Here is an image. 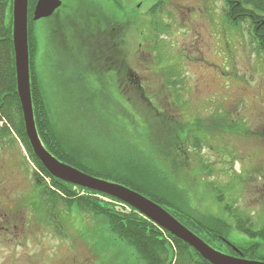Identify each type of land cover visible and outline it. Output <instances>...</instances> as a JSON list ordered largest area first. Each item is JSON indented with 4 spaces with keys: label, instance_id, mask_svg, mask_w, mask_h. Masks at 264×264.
<instances>
[{
    "label": "rangeland",
    "instance_id": "rangeland-1",
    "mask_svg": "<svg viewBox=\"0 0 264 264\" xmlns=\"http://www.w3.org/2000/svg\"><path fill=\"white\" fill-rule=\"evenodd\" d=\"M62 1L65 7L71 6L72 11L86 10L85 0ZM99 1L98 7H111L104 4V0ZM110 1L117 2V9L129 15V24L121 28L120 37L118 32L111 30V20L107 19L97 26L90 48L86 45V49L98 50L99 60H106L101 62L110 70L121 73L125 67L129 68L130 73L123 86L126 87V96L135 92L130 96V102L135 106L143 105L138 96L140 86L147 97L155 99L159 109L166 110L172 121L201 122L205 144L199 142L197 151L191 150L187 158L196 172L211 166L208 169L210 174L206 169L204 184L221 188L224 199L221 207L232 206L230 210L237 212L240 219L241 214L247 215L256 232L245 236L244 232L232 226L233 222L227 221L228 226L223 227H231L223 228L227 236L221 234L225 240L222 243H229L225 249L231 253L234 249L242 252L243 256L244 252H250L256 257L255 261H259L264 258V240L256 237L264 227V55L256 53L255 45L250 43L249 33L246 32L249 23H245L241 31L225 24L221 15L222 0ZM156 1H159V7L153 8L157 5ZM65 7L53 18L34 22V28L39 38L41 60L47 69L44 87L51 92V85H56L60 93L64 130L79 144L81 139L88 140V135L81 138L85 132L74 130L75 121L81 115L78 111L83 109L75 99L87 108V97L91 105L94 99L86 91L89 84L80 80L75 82V61L66 62L65 58L60 60L56 55L57 43L59 48L63 46L62 49L66 50L68 40L66 23L60 16L68 10ZM151 8L154 14L143 15L140 23L134 21L139 12L144 13ZM106 12L109 13L108 10ZM32 18L33 12L29 23ZM73 20L74 17L69 23L70 31L78 28V25L72 24ZM138 24L139 31L135 29ZM49 34L54 35L53 38ZM52 39L54 47L50 49L49 41ZM112 43H118L117 54L110 51ZM153 46L156 51H152ZM75 60L84 62L86 58L81 55L80 60ZM88 65L93 68L91 63ZM166 72H169L168 77ZM121 76L119 74L118 77ZM166 79L171 84H167ZM218 121L224 125L231 123L234 127L242 125L245 134L220 133L221 123ZM140 127L139 146H145L146 142L141 138L144 127ZM100 131L108 140L109 134L101 128ZM15 138L14 135L10 138L0 136V205L11 207L17 222V237L11 254L4 256L7 247L0 246V264H65L72 257L77 264L84 261L86 264H141L134 248L114 239L101 219L78 211L75 206L70 205L71 209H66L61 200L68 198L59 197L58 191L57 197H54L55 203L57 201L55 209H44L48 205L42 203L40 187L34 175L38 174L37 178L42 179L48 192L54 194L56 189L52 181L37 173L23 146ZM208 192L203 188H199L198 192L195 190V203L204 198L199 203L203 217H219L222 215L220 208L215 200L209 198H213V194L208 195ZM84 195L77 192L76 197ZM100 201L103 206L110 204L103 199ZM170 246L174 251L173 245Z\"/></svg>",
    "mask_w": 264,
    "mask_h": 264
},
{
    "label": "trees",
    "instance_id": "trees-1",
    "mask_svg": "<svg viewBox=\"0 0 264 264\" xmlns=\"http://www.w3.org/2000/svg\"><path fill=\"white\" fill-rule=\"evenodd\" d=\"M85 1H87L85 12L82 10L72 11L71 6L63 5L68 10L60 16L66 23L65 31L68 40L65 45L66 50L62 49L63 46L59 48L58 43L56 47V55L60 60L65 58L66 62L75 61L74 64L77 65L73 69L76 75L75 82L78 83L80 80L89 84L86 91L90 92L94 99L93 105H91V100L87 97V108L82 106L80 100L74 98L83 107L78 111L81 115L75 121L74 130L75 132H85L81 138L85 134L88 135L86 136L88 140L81 139V142L77 144L75 138L69 135L66 129L64 130V119L61 117V106L59 105L61 102L60 93L56 90V85H51V92H47L44 87L47 69L44 68L45 64L41 60L39 38L36 28H34L35 23L33 21L29 23V17H32L37 0H28L30 92L35 126L41 144L59 162L94 178L125 186L158 204L212 249L229 256L255 261L256 257H253L250 252L248 254L244 252L243 256L242 252L234 248V253L225 249L229 243L223 245L225 240L221 236V234L227 236L223 228L231 227H227V221L233 222L232 226L244 232L245 236H252L255 231L250 225L247 215L241 214L242 218L240 219L237 212L230 210L232 206L221 207V202L224 200L222 189L204 184V178L207 177L206 169L210 174L208 169L211 166L203 165L206 168H201L199 173L194 171L195 168L187 158L191 150L197 151L199 142L205 144L202 137L204 134L200 130L203 125L200 121H190L189 123L172 121L166 110L159 109L157 103H154L155 99L147 97L140 86L138 96L142 99L143 105L135 106L133 102H130L132 100L130 96L135 92L127 93L126 96V87L123 86V81L130 73L129 68L125 67L121 73L110 70L101 62V60L105 61L103 58L99 60L98 50L95 52L94 48L91 49L92 51L86 49V45L90 48L97 26L107 19L111 20V30L118 32L121 37V28L129 24V15L117 9L119 6L117 2L108 4L109 7L111 6L110 8H102L97 6L99 0ZM104 1L106 2V0ZM146 1L150 3L149 0ZM222 1L221 15L224 23L237 31H241L242 26L249 23L246 32L249 33L250 43L255 45L256 53L260 52L264 55V0ZM158 2L156 1L157 5H153V8L159 7ZM11 7L12 0H0V136L5 135L10 138V135H14L15 139L23 146L37 173H41L44 178L52 181L56 192L54 194L51 191L48 192L46 187L47 197L46 202L44 201L49 210L52 211L56 207L57 201L55 203L54 197H57L58 191L59 197L68 198V200L60 198L66 209L70 210V205L75 206L74 209L87 212L95 219H101L114 239L134 248L141 264H208L187 245L163 232L129 207L106 196L65 184L51 177L42 167L32 153L27 140L19 99L16 94ZM153 8L144 13L139 12L138 18L133 20L140 23L144 16L148 17V15H152V12L154 14ZM87 11L89 13H86ZM88 14L90 15L86 16ZM73 17L72 22L78 25L76 31H70L69 23ZM88 17H92V19L90 20ZM150 25H153L151 21ZM135 29H140L139 24ZM50 34L49 36L53 38L54 35ZM147 40H149V35H147ZM119 42L121 44V39ZM49 43L50 49H52L54 47L53 39ZM83 44L85 45L82 47ZM49 46L46 48L48 49ZM111 46L110 51L117 54L118 43H112ZM153 47L152 51H156L155 46ZM81 55L86 58V61L75 60L76 58L80 60ZM67 56L70 57L67 58ZM90 63L93 68L89 67ZM167 73L169 72H166L168 77ZM119 74L122 76L118 77ZM134 78L136 79V77ZM166 80L167 84H171L169 79ZM59 81L61 82V80ZM167 93L169 94V92ZM72 118L74 119L73 116ZM80 118H82L81 121ZM220 123V133L245 134L242 125L234 127L231 123L229 125ZM140 125L144 127V135L141 138L146 142L145 146H139L141 144L138 136ZM100 128L109 134L108 140L100 134L102 133ZM204 129L206 128H202V130ZM37 176L34 175V180L41 191H44L45 186L42 184V179ZM199 188L209 191L208 195L209 193L213 194V198L210 196L209 198L215 200L222 215L203 217L199 203L204 201V198L198 199L195 203L193 195L195 190L198 192ZM77 192L84 193L85 197H76ZM101 199L110 204L108 206L101 205L99 203ZM225 225L227 226L223 227ZM262 228L260 232H257L256 237L264 240V227ZM170 244L173 245L174 251ZM259 261H264V258Z\"/></svg>",
    "mask_w": 264,
    "mask_h": 264
},
{
    "label": "water",
    "instance_id": "water-1",
    "mask_svg": "<svg viewBox=\"0 0 264 264\" xmlns=\"http://www.w3.org/2000/svg\"><path fill=\"white\" fill-rule=\"evenodd\" d=\"M61 6L60 0H37L33 11V22L49 19ZM11 37L16 94L25 134L32 153L51 177L65 184L106 196L129 207L165 233L187 245L208 264H264L260 261H248L225 255L212 249L162 207L141 194L117 183L89 176L51 156L41 144L32 109L28 55V0H12Z\"/></svg>",
    "mask_w": 264,
    "mask_h": 264
},
{
    "label": "flooded vegetation",
    "instance_id": "flooded-vegetation-1",
    "mask_svg": "<svg viewBox=\"0 0 264 264\" xmlns=\"http://www.w3.org/2000/svg\"><path fill=\"white\" fill-rule=\"evenodd\" d=\"M60 1L62 3V6L58 10L59 12L63 8V3H64L62 0ZM105 3L107 5L112 4L110 0H106ZM86 13H89V12L87 11ZM89 15L90 14H88V16ZM72 24H75V23L72 22ZM106 57H108L107 54H106ZM136 80L138 81V78H136ZM0 191H1V188H0ZM1 196L2 194L0 193V201H1ZM11 211H12L11 207L9 208L8 206H5V204L0 205V246L7 247V251L4 254V256L11 254V248H13V245L15 244L16 237H17V236L15 237V232L17 229V222H16V218L13 215L14 213ZM44 217L47 219V215H45ZM74 260L75 259L72 257V259H70V261H68L65 264H77L75 263L76 260L75 261ZM58 264H63V262H60ZM79 264H86V262L84 261Z\"/></svg>",
    "mask_w": 264,
    "mask_h": 264
}]
</instances>
